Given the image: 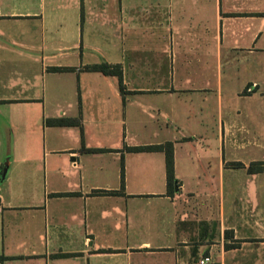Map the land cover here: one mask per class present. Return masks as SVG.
<instances>
[{
    "label": "crops",
    "instance_id": "crops-1",
    "mask_svg": "<svg viewBox=\"0 0 264 264\" xmlns=\"http://www.w3.org/2000/svg\"><path fill=\"white\" fill-rule=\"evenodd\" d=\"M256 162L264 0H0V264H227Z\"/></svg>",
    "mask_w": 264,
    "mask_h": 264
},
{
    "label": "rangeland",
    "instance_id": "rangeland-1",
    "mask_svg": "<svg viewBox=\"0 0 264 264\" xmlns=\"http://www.w3.org/2000/svg\"><path fill=\"white\" fill-rule=\"evenodd\" d=\"M254 185H250L245 188H234V198H257ZM263 196L258 198H264ZM242 206L241 204H235V206ZM263 205V204H262ZM246 210H238L235 212V216L245 217L249 215ZM250 215L251 212H250ZM226 241L229 242L228 246L235 249L229 251L226 257L227 264H264V235L258 234H226Z\"/></svg>",
    "mask_w": 264,
    "mask_h": 264
},
{
    "label": "trees",
    "instance_id": "trees-1",
    "mask_svg": "<svg viewBox=\"0 0 264 264\" xmlns=\"http://www.w3.org/2000/svg\"><path fill=\"white\" fill-rule=\"evenodd\" d=\"M88 71L100 72L104 75H117L120 77L121 86H123V75L122 71L118 66H111L107 63H103L101 65L88 66L86 68ZM54 71H63V69H54ZM49 125L52 126H75L78 125L77 120L72 119H56L49 120ZM130 152H164L166 155V164H167V181H168V190L169 194H173L175 186H176V176H175V158H174V144L169 142L163 145H155V146H142V147H132L128 148ZM232 166L235 168H241L243 165L241 163H232ZM248 172L250 174H259L264 173V162H256L250 165ZM124 176V173H123ZM228 249H235L227 245ZM3 260L0 257V261Z\"/></svg>",
    "mask_w": 264,
    "mask_h": 264
},
{
    "label": "built area",
    "instance_id": "built-area-1",
    "mask_svg": "<svg viewBox=\"0 0 264 264\" xmlns=\"http://www.w3.org/2000/svg\"><path fill=\"white\" fill-rule=\"evenodd\" d=\"M201 264H213V258H211L210 256H206L204 257L201 262Z\"/></svg>",
    "mask_w": 264,
    "mask_h": 264
}]
</instances>
